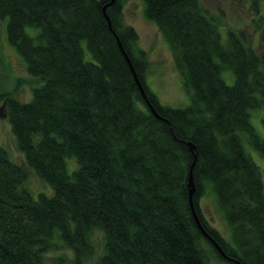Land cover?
I'll return each mask as SVG.
<instances>
[{"label": "trees", "instance_id": "1", "mask_svg": "<svg viewBox=\"0 0 264 264\" xmlns=\"http://www.w3.org/2000/svg\"><path fill=\"white\" fill-rule=\"evenodd\" d=\"M260 1L252 0L257 13ZM142 2L168 42L190 92L188 105L163 104L148 86V55L124 20L125 0H0L9 42L40 79L29 100L4 94L24 164L0 145V264H46L56 238L81 264L94 228L104 232L100 264H210L204 242L236 264L193 216L188 173L194 154L192 201L201 223L228 255L264 264V184L243 144L264 155V136L250 121L251 109L264 110V23L257 52L242 31L223 34L200 0ZM27 26L37 31L30 34ZM117 39L161 117L151 112ZM224 69L233 72V83L224 80ZM70 154L78 162L71 174ZM28 168L51 194L32 196L24 185ZM207 187L232 242L201 212Z\"/></svg>", "mask_w": 264, "mask_h": 264}, {"label": "rangeland", "instance_id": "2", "mask_svg": "<svg viewBox=\"0 0 264 264\" xmlns=\"http://www.w3.org/2000/svg\"><path fill=\"white\" fill-rule=\"evenodd\" d=\"M200 1L217 18L223 34L227 28L236 32L242 31L246 45L253 47V50L257 52L261 49V26L259 25L261 23L263 25L264 22L260 20L259 16L264 15V0L260 1L258 13L255 11L252 0ZM123 14L125 22L132 25L138 33V47L147 52L149 70L146 82L150 89L163 104L171 106L188 105L191 100L190 92L183 85L182 76L175 66L168 42L156 24L145 16L142 0H125ZM7 21V16H0V145L8 151L11 159L24 164V154L16 144L7 118L4 94L14 92L21 100H29L32 96L33 87L40 83V79L28 73L24 58L9 42ZM26 31L34 34L37 28L27 26ZM83 47L85 56L89 58L90 52L85 42H83ZM222 76L228 84L233 83L234 74L231 70L224 69ZM263 114L262 107L250 110V121L261 136H264ZM243 144L245 151L259 165L264 184V155L252 148L246 140L243 141ZM65 163L69 174L78 166L73 154L65 156ZM24 185L34 198L40 192L52 193V187L29 168ZM198 204L207 223L214 227L224 240L232 242L229 225L219 208L215 192L210 187H207L204 194L200 196ZM89 241L92 245L91 252L82 258L80 263L100 264V258L105 250L104 232L100 228L92 229L89 234ZM54 242V246L45 253V263L74 264V251L58 238L54 239ZM204 246L207 249L210 264H231L225 259H220L208 243L204 242Z\"/></svg>", "mask_w": 264, "mask_h": 264}, {"label": "water", "instance_id": "3", "mask_svg": "<svg viewBox=\"0 0 264 264\" xmlns=\"http://www.w3.org/2000/svg\"><path fill=\"white\" fill-rule=\"evenodd\" d=\"M113 1H114V0H110V2H113ZM106 17H107L108 22H110V19L108 18L107 15H106ZM117 41H118V44H119V46H120V48H121V50H122V52H123L125 58L127 59L128 63L130 64V67H131V69H132V72L134 73L135 79H136V81H137V84H138L139 90H140L142 96L146 99V102H147V104H148V106H149L151 112H152L154 115L161 117V116L157 113V111L155 110V108L153 107V105H152V104L149 102V100L147 99V96H146L145 90H144V88H143L141 82L139 81L138 77H137L136 74H135V70H134V68H133V66H132V64H131V61H130V58H129L127 52H126L125 49L123 48V46H122L120 40L117 39ZM170 129H171V127H170ZM172 133H173V131H172ZM173 134H174V133H173ZM174 136H175V135H174ZM186 142L189 144L190 149H191L192 151H194V149H195V145H194L191 141H189V140H186ZM195 159H196V157H195V154H194V158H193V161H192V163H191V166H190V169H189V173H188V186H189V198H190V204H191V208H192L193 216H194V218H195V220H196L197 226L199 227V229H200V231L202 232V234L205 235V236H206V237H207V238L213 243V245L215 246V248L220 252V254H221L222 256H224V257L227 258V259H232L236 264H242V262H241L239 259H237V258H235V257H233V256L228 255V254L223 250V248H222V246L219 244V242H218V241H217V240H216V239H215V238H214V237H213V236L207 231V229L203 226V224L201 223V220H200L199 216L197 215V212H196V210H195V208H194V204H193V201H192V193H193L194 188H195V184H194V176H193L192 167H193V165H194V163H195Z\"/></svg>", "mask_w": 264, "mask_h": 264}, {"label": "bare ground", "instance_id": "4", "mask_svg": "<svg viewBox=\"0 0 264 264\" xmlns=\"http://www.w3.org/2000/svg\"><path fill=\"white\" fill-rule=\"evenodd\" d=\"M116 2V1H115Z\"/></svg>", "mask_w": 264, "mask_h": 264}]
</instances>
